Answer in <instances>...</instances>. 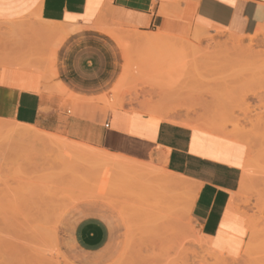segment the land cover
Wrapping results in <instances>:
<instances>
[{"label":"crops","instance_id":"1","mask_svg":"<svg viewBox=\"0 0 264 264\" xmlns=\"http://www.w3.org/2000/svg\"><path fill=\"white\" fill-rule=\"evenodd\" d=\"M261 24L264 0H0V123L62 133L143 163L159 161L190 181L191 216L202 236L215 239L226 231L243 181L246 145L152 115L146 108L163 110L148 102L131 103L124 88L134 74L117 89L125 57L107 29L181 37L203 29L248 37ZM103 210L82 204L64 218L58 231L63 264L116 260L118 228Z\"/></svg>","mask_w":264,"mask_h":264},{"label":"rangeland","instance_id":"2","mask_svg":"<svg viewBox=\"0 0 264 264\" xmlns=\"http://www.w3.org/2000/svg\"><path fill=\"white\" fill-rule=\"evenodd\" d=\"M207 32L214 36L220 32L215 37L218 40L232 38L226 32ZM241 39L246 44L253 42L255 51H262L263 55L226 64L214 59V54H208L206 58L178 66L170 63L172 60L162 63V59L156 58L158 51L150 53L127 42L128 74L121 80L119 89L134 74L124 88V95L131 98V103L141 107L148 102L180 117L177 120L181 122H209L244 132L245 139L241 141L247 144L250 162L235 202L236 210L247 219L246 225L245 218L236 212L224 237L202 236L191 216L194 191L168 193L167 201L169 196L171 202L178 195L182 203L162 202V196L142 195L128 186L122 188L111 173L110 177L109 172L93 165L82 170L66 167L65 171L59 163L43 167L40 163L27 162L24 154L32 149L31 145L9 142L0 136V264L15 261L35 264L41 255L46 262L38 264H48L46 258L51 259L49 264H61L65 260L55 254L49 240L57 218L63 214L59 230L70 212L88 203L103 207L118 228L115 245L119 254L112 264H264V28L254 37ZM207 43L202 42L201 48L206 49ZM55 135L80 143L62 133ZM163 165L160 169L168 170ZM245 235L248 237L238 256ZM34 246L39 247L41 255L35 253ZM57 246L64 257L59 243ZM28 248L36 250L31 254ZM23 249L29 256L38 255L36 261L29 262L34 259L31 256L24 258ZM18 252L22 256L17 257Z\"/></svg>","mask_w":264,"mask_h":264},{"label":"bare ground","instance_id":"3","mask_svg":"<svg viewBox=\"0 0 264 264\" xmlns=\"http://www.w3.org/2000/svg\"><path fill=\"white\" fill-rule=\"evenodd\" d=\"M53 23H55V22H53ZM44 24H45V22H44ZM42 25H43V23H42ZM46 25H47V23H46ZM48 26H47V28H48ZM67 26L68 25H66V27ZM259 26L260 27L254 36H256L258 33L263 32L264 24H261ZM42 27H41V30H42ZM49 27L51 28V25ZM63 27H65V26H63ZM59 28L61 29V25ZM43 31L46 32L45 29ZM54 31H55V29L53 30V32ZM107 31L117 40L118 44L120 45L121 49L124 52V57L126 60L129 59L127 42H130V43H133V44L138 45L140 47H143V49H146L149 52L150 51H154V52L158 51L159 55L157 54V56H156V58L158 60L162 59V61H161L162 63L168 62V60L169 61L172 60V62H170V63H175V65L176 64L178 65V63L179 64L185 63L186 61H192V60L196 61L199 59L201 60L203 58H206L208 54H214V57H213L214 59H217L221 62H225L226 64L227 63L231 64L232 62H234V60H237V59H242V58L243 59H250V58L253 59V58H259L261 55H263L262 51H255V49L253 47V45H254L253 42L246 44L241 39V36H236V35L230 34L232 36V38H228L227 40H218L215 37L219 36L220 32L217 33L219 35L214 36V35L210 34V32H207L206 30H203V29L190 30L188 35H186L185 37L172 36L170 34L164 33V31H162V33L161 32H158V33H151V32L147 33L146 32L145 33V32H139V31H128V30H124V29H120V28L119 29H111L110 28V29H107ZM222 32L224 33V31H221V33ZM49 33H51V32H49ZM254 36H251V37H254ZM63 39H65V38H63ZM204 41L208 42L207 46H205L206 49H202L200 46L201 43ZM57 46H58V44L55 45V47L53 49L54 51L57 48ZM154 57L155 56H152L151 59H154ZM161 62H160V64H161ZM150 63H151V61H150ZM156 65H157V63H156ZM173 65L174 64H172V66ZM185 65L183 64L184 67H185ZM183 66H181V67H183ZM158 67H159V65H158ZM127 74H128L127 67L124 66V74L122 77V81H123L124 77L127 76ZM195 76H197V75H195ZM46 81H47V79H46ZM191 82H193V81H190V83H189L190 85H191ZM197 85H198V83L196 84V87H197ZM117 89H119V88H117ZM149 106L151 107V104ZM145 111L152 113V115L154 114V115H157L160 117L169 118L172 121H178L176 116H173V114L170 115L168 113H164L163 111L160 112L159 110H156L154 108H146ZM182 124L190 126V127H195L198 129L206 130V131H209L210 133L215 134L216 136L220 135V136H223V137H226V138H229L232 140L240 141V142H242L241 140H243V138L245 139L244 132L241 129L236 128V127L233 130H227L223 125H219V124H215V123H209V122L193 121V120L192 121L191 120L183 121ZM0 136L4 139H7L9 142L15 140V141L21 142L23 144L26 143V144L31 145L32 149L29 152L28 151L25 152V154H24L27 162L40 163L43 167L47 166V165H51V164L55 165V163H59L62 165V167L64 166L65 169H63V168L62 169L65 171H66V167L72 168V170L73 169L74 170L75 169L76 170H82V169H86L87 165H93V166H95L94 167L95 169H102L103 171L109 172V175L111 173L112 176L114 178H116V181H118L121 184L122 188L123 187L125 188L126 186H128L129 188H132V189L137 190L138 192H141L142 195H144L143 193H145V195L151 194V195H155V197L156 196L157 197L162 196V202H167V203L169 202L170 204H173V202H174V204H176L177 203L176 201H178V203H182L181 201L179 202V200H178L179 196L174 195L175 193L173 191H175V192L179 191L182 193L193 191V188L190 184V181L187 178H185L182 175L175 174L173 172L171 173L168 170L160 169V167L162 165L160 166L159 161H157V162L154 161L151 163L150 162L149 163H143L142 161L139 162V161H136L133 159H129L123 155L121 156V155L110 154L107 151L102 150L100 148L99 149L96 147L89 148L88 145L85 146V144L83 145V143L81 144V142L74 144L71 141L65 140V139H63V138H61L55 134L46 133L44 131L35 129L34 127L26 126V125H22V124H18V123H8V122L7 123H4V122L0 123ZM249 162L250 161H249L248 154H247V158H246L245 166H244V170H243V180L245 178V173H246V169L249 166ZM55 166H57V165H55ZM163 167H165V166L163 165ZM110 177H111V175H110ZM225 183H227V182H225ZM242 183H243V181H242ZM171 192L174 193L173 194L174 197H172L173 201L171 200V202H170L171 196H169V201H167L168 200L167 195H168V193H171ZM138 194H140V193H138ZM180 194L181 193H179V195ZM197 196H198V194H197ZM197 196H195V197H197ZM188 202H189V200H188ZM188 202H187V204H188ZM85 205H87V204H85ZM188 206H190V205H187V207ZM81 208H83V207H81ZM235 210H236V202L235 203L232 202L230 205V209L228 210V213L226 215V219H225V223H224L226 231L228 230L230 223L234 219V216L236 213ZM179 212L182 213V210H179ZM179 212H177V213L180 215ZM63 213L65 214V212H63ZM62 215H60L57 218V221L55 223V229L53 232H51L50 239H49L50 243L54 247V248L53 247L52 248L56 251L55 254L60 258L61 257L64 258L62 256V254H60L61 253V251H59L60 248L58 249V246H57V243L59 242L58 241V231H59L58 230V224L60 223L59 222L60 218L63 217ZM183 217H185V216H183ZM183 217L180 218V221H181V219H183ZM226 231L222 232L219 236L224 237ZM88 243H90V242H88ZM100 247H98V248H100ZM35 248L34 249L30 248V249H32V251H30L29 248H28V250L30 251V253L31 252L34 253L35 252L34 250L37 249L38 252L36 251L35 253L38 255H41V254H39L40 253L39 247H37L36 249ZM29 251H27V253H29ZM24 252L26 253V251H24V249H23V253ZM18 253H16L17 257L20 254H21L20 256H22V252H18ZM25 253L23 254L24 258L26 256L27 257L29 256L28 254H25ZM52 253H54V252H52ZM31 254H30V256L33 257L35 260L34 259L32 260V258L29 256L28 259L29 258H31V259H29L30 261L29 260L28 261L29 262L36 261V259H37L36 257L38 255L34 256V254L33 255H31ZM48 254H49V252H48ZM45 256H47V255H45ZM40 257H41V260H40ZM40 257L38 256V258H39L38 263H39V261H44V259L42 260V258L44 256L41 255ZM21 258H23V257H21ZM20 260L21 259H19V261ZM45 260H47V263L49 264V261L51 259L46 258ZM8 261H13V259L12 260L6 259V262H8ZM45 262L46 261H44V263ZM17 263L18 262L15 261L14 264H17ZM22 263L25 264L24 262L21 261V264ZM38 263L35 262V264H38ZM8 264H12V263H8ZM61 264H63V262ZM65 264H68V263L65 262Z\"/></svg>","mask_w":264,"mask_h":264}]
</instances>
